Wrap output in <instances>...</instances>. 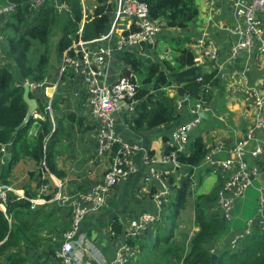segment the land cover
<instances>
[{
	"label": "trees",
	"instance_id": "16d2710c",
	"mask_svg": "<svg viewBox=\"0 0 264 264\" xmlns=\"http://www.w3.org/2000/svg\"><path fill=\"white\" fill-rule=\"evenodd\" d=\"M141 1L147 6L151 18L162 21L166 28L188 30L198 16L195 0ZM7 2L15 7L4 19L1 30L5 45L4 59L12 64L4 62L0 65V143L9 145L10 155L7 164L0 167V186L12 185L23 190L28 197H34L41 184L53 185L49 174L60 181L67 177L58 165L61 154L58 146L62 145L59 134L64 133L63 120L58 121L54 133H51L47 119L37 122L33 118L26 126L15 131L27 113L22 98V83L24 80L41 81L48 74L51 36L59 31L55 50L59 59L78 39L82 13L79 0H65L69 12L64 20L48 1L36 8L30 7V0ZM113 8L111 0H92V17L84 26L83 41H93L107 31ZM168 41L170 56L160 64L142 60L132 52L122 54L125 66L121 76L145 75L139 86L135 78H131V83L136 86V94L134 114L127 127L135 133L175 122V102L179 97L189 96L192 101L198 98V72L194 66L193 52L185 47L187 39ZM33 42L45 51L30 61L28 53ZM202 77L212 88L216 85L215 81H211L212 76L204 74ZM172 83L178 85V89L170 92L168 89ZM30 97L34 98L32 94ZM59 102L60 99L54 102V108L58 107ZM66 119L83 125V119L73 113L68 114ZM208 151L207 143L201 137H195L189 144L188 153H179L176 157L178 164L188 171L180 176L178 182L174 176L167 180L170 193L162 198V222L168 225V232L165 234L159 224L152 241L143 242L140 238L127 240L135 251L147 250L142 264H211L213 254L217 256L215 264H264V231L258 227L235 250L225 246L210 253L208 246L218 240L227 224L210 216L206 209L208 204L216 201L219 186L206 194H197L201 179L196 181L195 171L202 167ZM18 165L26 166L28 182L22 187L16 184L14 172ZM193 180L196 185L192 192ZM53 205L32 208L25 200L10 198L7 201L5 212L0 210V264H61L56 251L63 234L69 231L71 216L69 213L65 222L60 220L57 211H48V207ZM57 208L65 209L56 205ZM109 227L116 235L121 234L123 229L116 218L110 221ZM149 231H154V228H148L145 233Z\"/></svg>",
	"mask_w": 264,
	"mask_h": 264
},
{
	"label": "built area",
	"instance_id": "2783aa9c",
	"mask_svg": "<svg viewBox=\"0 0 264 264\" xmlns=\"http://www.w3.org/2000/svg\"><path fill=\"white\" fill-rule=\"evenodd\" d=\"M47 1L53 4L58 15L65 16L69 12L65 0H30V7H39ZM87 1L79 0L82 19L77 32L78 39L58 59L54 79L44 78L37 82L24 80L22 84L29 86L30 93L39 104L32 118L37 122L47 119L51 133L57 130L54 102L63 92L61 85L67 80L77 84L83 106L88 108L90 114L96 118L95 156L101 162L108 158V164L98 181L90 187L71 191L72 194L65 182L56 180L51 174L49 176L53 185L41 184L34 197H28L23 190L14 188L12 185H2L0 186V210L5 212L6 203L10 198L25 200L31 204L32 208L49 204L69 208L70 228L63 234L61 244L56 251V257L61 264H86L87 254H90L97 264H129L130 258L136 251L128 245L127 240L141 238L148 228L161 222L164 210L162 198L169 194L167 180L170 176L176 175V169L179 166L176 161L177 155L188 153L190 134L203 122L198 117L199 112L209 111V102L205 99V95L210 91L211 84L198 75L197 83L200 85L198 98L192 101L191 97L185 96L176 100V109L182 110L186 107L189 118L172 131L161 160H154L144 149L123 141L115 134L114 114L123 106L126 124L134 114L136 86L131 83V78L135 76L130 74L129 77H124L120 72L113 79L110 75L109 62L113 54L119 52H132L142 60L149 59V52L153 51L163 28L166 29V27L162 21L151 18L147 6L141 0H117L113 4L107 31L93 41H83L81 37L84 26L92 17V0H90L91 3ZM14 7L6 0V7L0 8V31L4 19L14 11ZM232 17L234 18L232 34L236 38V44L230 58L240 53H250L252 48L264 53V30L261 31L259 24L260 18H264V0H234ZM173 30L180 31L175 28ZM196 46L202 49L204 58L208 60L216 58L217 49L213 42L200 39L194 43V50ZM222 77L219 73L215 74L211 81ZM177 89L178 85L172 83L168 91L173 92ZM75 94L78 95L77 92ZM250 97L256 114L254 124L246 132L244 140L232 147L217 143L215 150H225L231 157L215 164L207 155L203 163V165L208 163L219 170L220 176L223 175L217 189L216 202L226 221L230 220L236 202L243 196L246 189L252 186L256 179L262 177L255 169L250 171L246 169L243 153L246 144L255 140L258 131L264 130V78L259 87L250 92ZM47 139L48 137L45 141ZM136 151L145 152L143 163L149 170L150 181L156 185L151 187V189L156 187L150 199L151 209H147L136 218L129 219L121 234L116 235L111 232L113 239H119L118 245L115 246L110 262L105 259L100 260L99 251L93 248L89 238L81 232L79 227L88 215L97 213L101 209L106 195L112 188L135 172L132 156ZM248 153L252 159L259 161L263 155V148L257 146ZM8 158L9 145L0 143V167L7 164ZM156 164L161 165L162 168H155ZM166 165L168 167H165ZM195 185L196 181L193 180L190 188L192 192ZM258 194V218L246 222L242 232L234 238L233 242L250 236L256 227L264 230V183L258 189ZM214 251L213 248L210 249V253Z\"/></svg>",
	"mask_w": 264,
	"mask_h": 264
},
{
	"label": "crops",
	"instance_id": "0c3cea01",
	"mask_svg": "<svg viewBox=\"0 0 264 264\" xmlns=\"http://www.w3.org/2000/svg\"><path fill=\"white\" fill-rule=\"evenodd\" d=\"M111 1L113 4L117 2V0ZM4 2L6 3V0H4ZM233 2L234 0H195V4L198 8V16L190 28L178 32H175L173 28H166L165 34H161L160 38L155 43L153 51L149 52V59H146L160 64L162 60L168 59L170 56V54L166 52L169 50L168 40L185 38L187 39L185 47L191 49L195 56L194 66L197 69L198 75H210L212 76L211 80L215 74L219 73L223 76L222 78L213 80L216 82V85L213 88L211 87L210 91L205 95V99L207 100L211 94L208 102L209 111L213 117L212 122L203 121L191 132L189 139V142H191L195 137H201L208 145L209 151L207 155L215 164L231 157L225 150L216 151V144L222 143L225 147H232L244 140L246 132L254 124L256 111L250 101V92L258 88L260 82L264 78L263 52L258 51L256 48H252L250 53H240L234 58H230L231 51L236 44V38L232 34L234 27V18L232 17ZM263 19L260 18L259 22L261 31L264 30ZM200 39L213 42L217 49V56L214 60L204 58L200 47L196 46V50L193 49L194 43ZM0 52L3 53V55L5 53L4 37L1 31ZM1 59L2 54L0 60ZM56 69L53 68L49 70L54 74L52 79H54L56 75ZM76 85L77 84L74 82L68 80L65 83L63 82L61 85L63 92L58 98L61 102H59L58 107L54 109L56 116L61 120L62 118L60 115L65 111H69V114L73 113L77 118L83 119V125L78 127L79 130L73 124H70V126L66 128V131L70 135H73V140L76 144L72 143V145L76 148L72 156H70L68 152L63 157L59 156L58 162L59 168L63 169L67 176L62 182H65L67 185L66 187L72 189V192L92 186L99 180L100 175L105 171L108 164V158L105 159L104 162H101L95 156L96 118L90 114L88 108L83 106L79 88ZM76 92L78 93L77 96L75 94ZM176 110L177 120L175 122L154 130H145L140 133H135L127 127L125 122L126 113L123 106H121L114 114L115 134L123 141L144 149L150 158L161 160L165 151L166 142L170 138L172 131L177 126L185 123L189 118L186 107L182 110ZM64 135L65 131L63 134H59L60 142L65 138ZM207 138H210L211 142H209ZM254 141L255 142H248L246 144L243 158L245 159L247 170L250 171L255 169L262 175V177L254 181L259 183L258 188H256L258 192V189H260L264 183V130L257 132ZM256 143L257 146L260 144L261 147H263V155L259 161L250 157L253 161V165L248 166L246 163V154L249 155L248 152L254 150ZM251 144H253V147L247 151L246 149H248ZM218 153L223 154L225 158L223 160L217 159ZM76 154H78L77 157L75 156ZM144 156L145 152L142 151H136L133 154L132 162L135 165V172L121 180L112 188L106 195L101 209L97 213L88 215L82 221L83 224L81 223V232L88 234L91 245L99 251L98 255H101L100 260L105 259L110 262L115 252V246L118 245L119 239L115 240L110 235V221L115 218L118 219L123 228L129 219L138 217L152 205L150 194L152 190L154 192V188L156 191V187L152 189L151 187L156 185H153L150 181L149 170L143 163ZM165 167H168V165ZM155 168L161 169L162 166L156 164ZM187 171V168L179 165L176 169V175L174 176L175 181L178 182L180 176L184 175ZM197 171H200V179H203V175L205 174H213L215 176L213 188L217 189L218 186H220L223 175L220 176L218 169L211 167L207 163L197 169L195 174ZM168 189L170 193L169 186ZM206 192L202 184H200L197 189V194H206ZM244 194L239 199L244 200ZM210 204L212 205V209L207 211L208 214L224 220L217 202L214 201ZM236 205L231 212L230 220H224L227 224V228L221 233L218 240L208 246L209 249L213 248L215 251H218L223 245L229 247L231 250H235L241 246L242 240L233 242L234 238L242 232L246 222L254 221L258 218V199L256 200L257 207L254 216L242 221L241 226H237L236 222L241 219L243 205H239L238 211H236ZM154 236L155 232L149 231L145 233L140 240L150 242V238H154ZM99 249H101V252ZM146 251L147 250H145V252ZM141 253L142 252L136 250L134 256L130 258L129 264L133 261L138 262V255H141ZM143 259L145 258H142V261L140 260V264L143 263ZM86 260L87 264H97L90 254H87Z\"/></svg>",
	"mask_w": 264,
	"mask_h": 264
},
{
	"label": "rangeland",
	"instance_id": "374dc122",
	"mask_svg": "<svg viewBox=\"0 0 264 264\" xmlns=\"http://www.w3.org/2000/svg\"><path fill=\"white\" fill-rule=\"evenodd\" d=\"M87 2L88 3H91L90 0H88ZM5 7H6V3L4 2V0H0V8H5ZM61 19L64 20L65 18L63 16H61ZM162 34H165V28H163ZM58 36H59V31H56L51 36V38L49 40L48 50L51 53V66L49 67V70L50 69H53V68L56 69V67L58 66V58L55 55L56 43H57V40H58ZM44 51H45V49H43V47H40L36 42H33L32 43V46H31V50L28 53V59L30 61H31V59L35 60L36 59V56H38L39 54L44 53ZM166 52L168 54H170V52H168V51H166ZM1 54H2V59L0 60V65L3 64V62H8V63L12 64V62L10 60L5 61V59H4L5 56L1 52H0V58H1ZM122 54H123V52H119L118 54L117 53L113 54V58L109 62V69L111 71L110 75H111V77L113 79L116 78V76H118V74L120 72H122L123 67L125 66L123 64V62H122ZM49 70H48V74H46V76H44V78H51L52 79L53 76H54V74H53V72L51 73ZM134 76H135V81L137 82V84L139 86V83H141V81L143 80V78H144L145 75L143 73V75H135L134 74ZM68 114H69V111H65L64 113H61V115H60V117L62 118L63 123H64V125L62 127V132L65 131V135H64L65 138H63L62 139L63 141H61V144L62 145H59L58 146V150L62 154V155L60 154V157L61 156L62 157L65 156L67 154V152H68V154L70 156H72V153H73L74 149L76 148L74 145H72V143H75L76 144V142L73 140V135H70L66 131V128L69 127L70 124H73L77 129H78V127H80L76 122H73L72 123V122H70V121H68L66 119V117H67ZM58 120H61V119H59V117L56 118L57 128H58ZM207 140L209 142H211V139L210 138H207ZM251 142H255V141L252 140ZM258 146L261 147L260 144H258ZM252 147H253V144H251L250 147L248 149H246V150L248 151ZM255 147H257V143L255 144ZM75 156L77 157L78 154H76ZM246 156H247V162H246L247 165L248 166H252L253 165L252 159L250 158V156L248 154H246ZM224 158H225V156L223 154H219V153L217 154V159L223 160ZM25 172H26V166L18 165L16 167V169H15V172L14 173H15V175L17 177L16 184L19 185V187H22V186L26 185L27 182H28V179H27V176H26ZM199 174H200V171H197L196 174H195L196 181L198 180V178H200V175ZM210 174L203 175V179H201L202 187L207 192H209L210 189L213 188V185L215 183V176L213 174H211V175ZM258 186H259V183L258 182H253L252 186H249L246 189L245 194H244V200L243 199H239L238 200L237 205H236V211H238L237 209L239 208V205L240 204L243 205V211L241 212V219L236 222V225L237 226H241L242 225V221H244L246 219H249V218H252L254 216V214L256 212V207H257L256 200L258 199V192H257L256 188H258ZM71 191H72V189H69V192L72 194ZM151 196H152V194H150V199H151ZM211 207H212L211 204L207 205V207H206L207 211H210L212 209ZM66 209H60V210L58 209V210H56V204L53 205V207L52 206H49L48 207V211L49 212L50 211H57L58 212V218L60 220H63L64 222L69 218L68 214L70 213L69 208H66ZM189 216L191 217V215H189ZM160 223H161V225H160L161 228L163 229V231L166 234L168 232V225L166 223L162 222V219H161V222ZM160 223H157V224H155L152 227V228H154L153 233L155 232L156 226H158V224H160ZM81 227H82V225H80L79 229H81ZM85 235L88 237V234L87 233ZM152 240H153V238L151 237L149 241H152ZM142 241L145 242L144 240H142ZM224 247L225 246L222 245L220 248L222 249ZM98 248H101V247H98ZM99 250L101 252V249H99ZM145 256H146V252L143 251L141 253V255H138V258H139L138 259V262L133 261V262H130V264H140V260L142 258H144ZM29 257H32V256H29ZM87 260H86V264H87Z\"/></svg>",
	"mask_w": 264,
	"mask_h": 264
},
{
	"label": "water",
	"instance_id": "95a60500",
	"mask_svg": "<svg viewBox=\"0 0 264 264\" xmlns=\"http://www.w3.org/2000/svg\"><path fill=\"white\" fill-rule=\"evenodd\" d=\"M30 94L31 93H30L29 86L27 84H23L22 98H23V102L27 106V113H26V116L23 119V121L20 123V125L18 127H16L15 131L26 126L30 122V119L32 118L33 113L36 111V109L38 107L37 101L34 98H31ZM198 117H199V119H201L205 122H212V120H213L212 114L208 110L199 112ZM216 260H217V256L215 254H213L211 256V264H215Z\"/></svg>",
	"mask_w": 264,
	"mask_h": 264
}]
</instances>
